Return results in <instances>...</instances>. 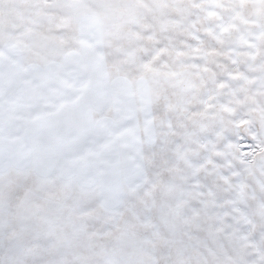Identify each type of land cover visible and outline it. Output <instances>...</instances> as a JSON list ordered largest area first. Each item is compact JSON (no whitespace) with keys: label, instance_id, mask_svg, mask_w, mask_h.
I'll use <instances>...</instances> for the list:
<instances>
[{"label":"snow or ice","instance_id":"6c2138e0","mask_svg":"<svg viewBox=\"0 0 264 264\" xmlns=\"http://www.w3.org/2000/svg\"><path fill=\"white\" fill-rule=\"evenodd\" d=\"M0 264H264V0H0Z\"/></svg>","mask_w":264,"mask_h":264}]
</instances>
